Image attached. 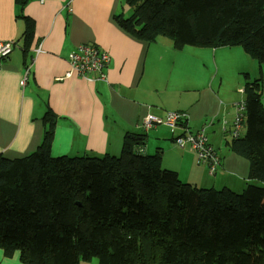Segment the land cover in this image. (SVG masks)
<instances>
[{
  "label": "trees",
  "instance_id": "1",
  "mask_svg": "<svg viewBox=\"0 0 264 264\" xmlns=\"http://www.w3.org/2000/svg\"><path fill=\"white\" fill-rule=\"evenodd\" d=\"M28 3L15 0L20 10ZM125 5L130 16H112V23L148 47L161 38L176 50L240 47L264 65V0ZM25 23L28 56L35 24ZM243 90L245 134L226 147L249 162V180L262 186L250 184L241 193L183 183L163 169L160 152L142 153L147 133H127L118 156H55L57 118L47 111L35 151L14 160L0 154V253L19 255L21 264H264L262 79Z\"/></svg>",
  "mask_w": 264,
  "mask_h": 264
},
{
  "label": "crops",
  "instance_id": "2",
  "mask_svg": "<svg viewBox=\"0 0 264 264\" xmlns=\"http://www.w3.org/2000/svg\"><path fill=\"white\" fill-rule=\"evenodd\" d=\"M131 13L125 0H29L23 10L16 6L15 0H0V41L14 43L12 53L0 67V154L20 158L35 151L43 138L42 119L50 111L57 118L51 148L55 156H118L127 133H147L144 149H140L142 153L160 152L163 169L177 172L183 183L201 189L228 188L236 193H241L248 184L261 185L249 180V162L227 150V136L237 102L222 94V82L214 88L217 75L205 85L196 102L199 106L189 104L177 109L188 114L184 124L190 131L206 126L210 143L222 159L214 177L209 175L207 167L198 164L193 151L180 150L175 145L174 137L182 135V126L175 134L165 126L149 132L143 130L142 120L147 114L164 117L174 110L159 105L158 96L164 95L166 104H171L180 88L167 86L169 79L156 77V73L165 52H178L166 38L148 47L124 34L111 21L112 16L129 17ZM25 18L35 24L28 56L24 54L21 40L26 29ZM79 44L97 45L111 55L108 81L90 82L77 74L64 81L56 80L70 71L68 56ZM38 47L42 48V53L33 58L32 52ZM239 51L222 48L210 50L207 55H236L241 59L237 74L243 75L246 83L260 77L264 80L263 68L257 62L246 60ZM27 66L31 67V72L22 87L20 81ZM254 72L260 77L253 75ZM194 79L192 76L183 83H192ZM181 91L190 93L192 89L184 86ZM0 264L21 262L19 255L5 259L0 253Z\"/></svg>",
  "mask_w": 264,
  "mask_h": 264
},
{
  "label": "rangeland",
  "instance_id": "3",
  "mask_svg": "<svg viewBox=\"0 0 264 264\" xmlns=\"http://www.w3.org/2000/svg\"><path fill=\"white\" fill-rule=\"evenodd\" d=\"M4 42H10L12 43V45H14V43L11 41H4ZM39 48L41 47L36 48V50L32 52L33 55H36V51ZM233 48H237V50H240L239 52H242L241 54L242 56H245L246 60H249L250 62H253V64H256V61L253 60L251 57H249L247 54H245L240 47H233ZM219 49H222V48H219ZM174 50L178 53L172 54L170 52H165L163 54V60L157 64V66L159 67V71H157L156 77H161V76L166 77L167 79H169L166 84L167 86L169 87L177 86L178 88H180V90L178 94L176 95L174 101L168 105L166 104L164 95L158 96L159 105H164L170 109H174V110H171V112L179 111L177 110L178 108L187 106L189 104H195L196 107L199 106V104H196V102L200 99V96L203 93V89L205 85L207 84L209 80L212 82V78L216 75H217L216 79L213 81L214 88H216L220 84V82H222V86L220 90L222 94L228 100L234 99L238 103L244 99V94H242L241 96L239 92L240 90L244 89L243 87H244V84L246 83V80L244 79L243 75L242 76L238 75L236 71L237 65H239L241 62V59L239 57H237L236 55L230 56L229 54H225L221 56L220 53H218L216 57H214V55L208 56L207 52H210V50L213 52L215 50L211 48H205V47H185L182 50H176V49ZM109 56H110V62H109V65H110L111 55L109 54ZM109 65L107 68L104 69L106 78H107V72H108ZM262 68H263V71L261 72V76L264 78V65L262 66ZM216 69L219 70L218 73ZM253 75L260 77L256 72H254ZM192 76H195V79L192 83H188V82L183 83L184 80L188 78H192ZM106 81H108V79ZM262 85H263L262 99L264 103V80H262ZM184 86L188 87L189 89H192V91L190 93L182 92L181 88H183ZM109 112L114 119L118 120L117 116L112 111L109 110ZM203 127L206 128V126H202V128ZM183 129L189 130V132L192 134L196 133L199 130L198 129L196 131H190L188 126L183 127ZM244 134H245V129L243 128L241 132V136H243ZM227 139L229 140L232 139L231 131H230V134L227 136ZM209 143H210V140H209ZM156 151L157 150H154V152ZM162 152L164 154V150H162ZM4 157L7 158L6 156ZM7 159L14 160V159H17V157L7 158ZM216 174L217 173L213 175H210V174L209 175L214 177ZM255 186H262V184L255 185ZM92 262H95L96 264H98L97 259H93Z\"/></svg>",
  "mask_w": 264,
  "mask_h": 264
},
{
  "label": "built area",
  "instance_id": "4",
  "mask_svg": "<svg viewBox=\"0 0 264 264\" xmlns=\"http://www.w3.org/2000/svg\"><path fill=\"white\" fill-rule=\"evenodd\" d=\"M101 49V48H100ZM98 46L90 44L76 45L68 56L70 71H67L63 76L57 78V81H64L77 74L90 82H104L107 80L104 69L108 67L110 56L105 50H100ZM13 51V45L10 42L0 41V60L6 59ZM42 53L41 48L36 51V55ZM3 61H0V67ZM31 72V67H27L20 86H25ZM240 93H244L241 90ZM235 118L232 123L231 136L233 139H238L243 130L245 120L246 103L241 100L234 105ZM186 115L182 112H168L164 117H158L152 114H147L142 120V128L145 132H149L153 128L159 126L167 127L172 134L183 126L186 121ZM175 145L180 149H189L194 152L199 165L207 167L208 173L213 175L217 173L221 166L222 159L217 149L209 143V137L205 127L199 129L192 134L189 130L183 129L182 135L174 137Z\"/></svg>",
  "mask_w": 264,
  "mask_h": 264
}]
</instances>
